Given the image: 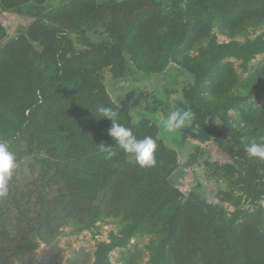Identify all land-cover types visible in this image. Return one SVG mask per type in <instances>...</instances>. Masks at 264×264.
Listing matches in <instances>:
<instances>
[{
	"label": "rangeland",
	"instance_id": "374dc122",
	"mask_svg": "<svg viewBox=\"0 0 264 264\" xmlns=\"http://www.w3.org/2000/svg\"><path fill=\"white\" fill-rule=\"evenodd\" d=\"M32 1L45 7L48 24L93 19L102 32L88 34L97 41L110 29L123 33L131 73L115 79L106 70L109 99L83 115L67 99L44 101L10 146L17 167L0 198V264H94L109 243L106 264L133 260L137 248L141 264H256L264 250V191L249 198L224 179L208 178L206 162L230 158L215 141L187 137L184 129L167 132L163 118L178 102L197 104L218 117L232 151L264 137V78L249 89L231 85L232 73L241 80L264 74V0ZM205 7L217 15L201 42ZM71 35L76 40V31ZM247 46L259 49L224 53ZM52 50L32 17L0 9V139L14 132L34 76L53 70ZM230 85L228 97L219 98ZM101 107L117 111L138 139L153 137L156 154L166 145L176 165L140 167L108 135L111 121L100 117ZM101 144L116 152L111 160ZM243 177L251 180L246 170Z\"/></svg>",
	"mask_w": 264,
	"mask_h": 264
},
{
	"label": "trees",
	"instance_id": "16d2710c",
	"mask_svg": "<svg viewBox=\"0 0 264 264\" xmlns=\"http://www.w3.org/2000/svg\"><path fill=\"white\" fill-rule=\"evenodd\" d=\"M0 9L32 17L35 32L43 36L46 42L53 46V50L47 55V61L53 70L41 78H38L37 75L34 76L32 90L25 95V104L18 114V124L14 132L4 138L9 142V148L37 120L38 111L44 101H48L52 97L58 100L67 99L70 107L83 115L109 99L104 82L106 70L115 79L124 78L131 73V66L125 54L127 50L125 35L116 29H110L108 36L97 41L88 34L89 32H102L93 19L74 27L51 25L45 21V7L32 0H0ZM215 15L217 14L212 8L205 7L201 10L200 19L206 25V34L200 38L201 42L207 38L211 31V22ZM72 31H76V40L85 49L77 47L76 40L71 35ZM258 49L254 46L235 47L225 50L224 53L246 56L251 51ZM232 75V88L249 89L264 78V74L260 72L245 80L239 79L237 74L232 73ZM231 85L217 96L219 98L228 97V92L232 89ZM168 108L170 109L171 105ZM176 109H190L193 113V125L183 128L187 137L215 141L231 160L226 163L206 162L208 178L224 179L239 191L246 193L249 198L252 197L255 190L264 191V178L259 174L258 159L248 157L245 150L232 151L224 145L217 116L197 104L183 105L178 102ZM208 121L212 123L211 126ZM194 126L196 130L193 129ZM161 145L155 155L157 162L153 167L158 169L163 165H176L173 152L162 142ZM244 170L251 175L249 182L244 180ZM98 207L99 203L95 210H98ZM192 209L203 214V209L198 205ZM112 247L111 243L103 244L97 252L94 264H106L108 252ZM143 258L142 249L137 248L133 260L122 259L125 264H141ZM170 261L169 264H175L172 260ZM255 261L256 264H264V250L259 251Z\"/></svg>",
	"mask_w": 264,
	"mask_h": 264
},
{
	"label": "clouds",
	"instance_id": "9594fccd",
	"mask_svg": "<svg viewBox=\"0 0 264 264\" xmlns=\"http://www.w3.org/2000/svg\"><path fill=\"white\" fill-rule=\"evenodd\" d=\"M100 117L111 121L108 135L113 138L114 143L126 154L134 158V162L142 168H150L156 164L157 142L151 136L138 139L133 131L119 123L118 112L107 107L98 109ZM193 113L190 109H176L163 118V124L167 132L176 133L186 127L192 120ZM101 150L106 151L105 159L111 160L116 152L101 144ZM245 152L250 158L264 160V137L259 141L251 140L245 146ZM17 167L15 155L9 149V142L0 139V198L6 197L9 191V181Z\"/></svg>",
	"mask_w": 264,
	"mask_h": 264
}]
</instances>
